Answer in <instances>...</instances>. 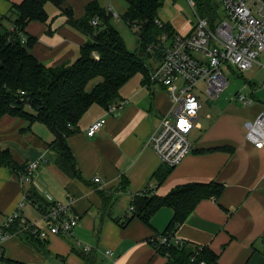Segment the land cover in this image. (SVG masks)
Masks as SVG:
<instances>
[{
	"label": "crops",
	"instance_id": "0c3cea01",
	"mask_svg": "<svg viewBox=\"0 0 264 264\" xmlns=\"http://www.w3.org/2000/svg\"><path fill=\"white\" fill-rule=\"evenodd\" d=\"M22 1L0 0V34L15 28L18 15L13 4ZM92 1L65 0L61 8L70 6L74 16L81 18ZM97 1L105 7L107 0ZM49 4L52 3L47 4L50 21H31L26 30L37 37L32 53L38 60L61 66L79 56L81 45L89 37L68 24V16L61 9ZM160 18L171 23L161 13ZM172 25L181 34H187L193 29L194 21L184 32ZM131 81L121 88L116 101L121 107L115 113H107L100 105L92 109L97 104L92 105L81 118L78 132L68 138L82 178L70 177L57 165L56 153L49 146L54 134L44 123H30L9 114L0 118V146L8 148L20 165L39 161L37 169L30 172L25 167L20 175L0 166V222L18 208L26 193L35 197L22 213L41 227L44 225L39 208L42 203L72 200L80 215L73 236L50 234L40 239L45 242L47 253L25 242L16 231L4 242L0 264H50L51 261L87 264L85 253L93 264H166L168 257L159 254L152 242L166 229L173 210L160 209L152 217L151 225L136 217L123 227L118 220L130 207L132 193L149 186L155 193L165 195L179 184L211 180L224 184L222 194L217 199L202 200L173 236L209 245L219 254L218 264H264V147L257 148L246 140L243 125L264 110V93L256 90L253 82H246L244 88L253 99L252 105L240 110L230 105L214 121L210 112L206 111L203 117L201 102L196 126L190 133L194 139L193 152L158 185L153 174L162 163L147 141L172 104L161 84L144 78ZM101 117L107 119L104 127L95 135H88V127ZM219 146H229L233 151L197 152ZM96 177L100 181H95ZM123 177L127 179L128 190L116 194L106 215L101 191H114ZM40 197L41 201L35 200ZM83 245H91L92 249L84 252ZM108 249L113 251L112 255L106 254Z\"/></svg>",
	"mask_w": 264,
	"mask_h": 264
},
{
	"label": "trees",
	"instance_id": "16d2710c",
	"mask_svg": "<svg viewBox=\"0 0 264 264\" xmlns=\"http://www.w3.org/2000/svg\"><path fill=\"white\" fill-rule=\"evenodd\" d=\"M65 0H23L14 3L17 13L15 28L0 34V118L6 114L25 118L30 123H44L54 134L49 143L56 153L57 165L70 177L82 178L76 158L68 144V138L77 133L79 122L89 108L100 105L108 109L120 97V90L136 73L150 79V68L145 62L147 55L131 51L119 30L111 23L114 15L109 8L102 7L97 0L87 5L84 17L76 18L69 6L61 8ZM127 8L121 18L131 27L139 29L142 47L149 49L157 63L164 57V33L170 37L178 31L170 22L160 18V9L165 0H125ZM196 11L208 19L214 28L223 19L219 3L215 0H194ZM52 3L68 16L67 23L88 35L89 40L81 45L79 56L61 66H51L38 60L32 53L37 37L26 30L31 21H50L47 4ZM99 16L100 24L95 26L92 19ZM160 22L163 25H160ZM144 52V51H141ZM216 150H232L219 146L198 150L204 153ZM0 166H6L20 175L24 165L14 159L8 148L0 146ZM174 166L164 163L154 172L153 178L161 185ZM224 184L216 180L208 182H187L173 187L167 194L160 195L154 189L132 193L130 207L118 220L126 226L134 218H140L151 225L152 217L162 208L169 207L173 215L163 233L154 237L152 244L156 251L168 257L166 264H218L219 254L209 245L188 240L175 239L173 233L186 222L196 206L204 199L218 198L224 191ZM127 179L123 177L114 191H101L104 200V214L109 215L116 194L127 191ZM30 198V196L28 194ZM36 201H41L36 198ZM45 203L40 204L43 208ZM24 227V226H23ZM21 230L22 239L36 249L47 253L45 242L31 227L24 231L18 223L10 228ZM167 236L163 242L162 237ZM87 264L93 260L86 253Z\"/></svg>",
	"mask_w": 264,
	"mask_h": 264
},
{
	"label": "built area",
	"instance_id": "2783aa9c",
	"mask_svg": "<svg viewBox=\"0 0 264 264\" xmlns=\"http://www.w3.org/2000/svg\"><path fill=\"white\" fill-rule=\"evenodd\" d=\"M195 8L194 0H189ZM224 8V17L213 28L208 19L197 11L193 29L187 34L177 32L173 36L164 33L165 42L163 60L150 72V79L161 84L167 90L172 109L160 118L159 124L148 138V145L156 152L160 161L168 166L180 164L193 152L190 133L196 126L201 108V100L196 88L205 91L212 98L228 86L225 68L247 71L264 62L259 60L264 54V0H219ZM112 9L111 7L109 8ZM114 15L118 16V13ZM92 24H100L99 16L92 19ZM160 25H163L160 22ZM204 85V86H203ZM238 99L244 105H252L253 99L240 92ZM121 104L111 103L107 113L113 114ZM106 117L94 121L87 129V134L95 135L106 124ZM246 140L257 148L264 147V110L253 120L246 123ZM39 161L27 164V170L34 171ZM95 181H100L99 177ZM31 201L24 194L18 208L7 214L0 222V257L4 242L15 234L10 230L20 224L24 231L31 227L41 239L50 234L71 237L80 223V215L74 209L73 201H53L41 208L44 225L32 223L22 213L24 206ZM40 208V206H39ZM24 226V227H23ZM21 230L17 231V234ZM168 237H162L167 241ZM91 245H83L88 252ZM112 255L111 249L106 250Z\"/></svg>",
	"mask_w": 264,
	"mask_h": 264
},
{
	"label": "rangeland",
	"instance_id": "374dc122",
	"mask_svg": "<svg viewBox=\"0 0 264 264\" xmlns=\"http://www.w3.org/2000/svg\"><path fill=\"white\" fill-rule=\"evenodd\" d=\"M215 1L219 3V12L224 15V8L220 4V1ZM49 5L53 6V4ZM109 6L112 7L111 10L113 14L118 13V16H112L111 23L119 30L126 42V45L131 51H136L138 53L144 51V54L142 56L147 55L145 58V62L149 66L151 72L153 70L152 68H154L158 63L154 59V56L150 55L149 49H145L142 47L138 36L139 29L137 27H131L121 18L124 9L127 7V2L125 0L105 1V8H109ZM160 13L164 20L171 21V23L175 24L181 32H184L187 26L190 25L191 22L195 21L196 8H193L189 0H165L163 7L160 9ZM259 60L264 62V54L260 55ZM225 73L228 78V86L214 98L209 96L205 91H200L202 83H200L196 87L198 89V94L203 105V117L207 111L211 113L212 120H215L218 116L226 112L227 108L230 105L236 106L239 110L241 108H247V106H245L238 99V94L240 92L247 94V90L244 88V84L246 82H253L254 84H256V90L260 89L262 93H264V67L260 64L256 63L253 68L244 72H241L238 69L233 70L225 68ZM143 78L144 75L141 72H138L130 79V81L127 82L126 85L132 83L131 80H138ZM97 108H99L98 105H94L92 107V109ZM92 109L90 110V112L92 111ZM246 122L247 121H244L243 124L245 125V127ZM190 138L191 141L194 140L192 136ZM39 224L43 225L42 221H40ZM61 261L59 260V262ZM57 263V261L50 262V264Z\"/></svg>",
	"mask_w": 264,
	"mask_h": 264
},
{
	"label": "water",
	"instance_id": "95a60500",
	"mask_svg": "<svg viewBox=\"0 0 264 264\" xmlns=\"http://www.w3.org/2000/svg\"><path fill=\"white\" fill-rule=\"evenodd\" d=\"M143 54H144L143 52L140 53V55H143Z\"/></svg>",
	"mask_w": 264,
	"mask_h": 264
}]
</instances>
